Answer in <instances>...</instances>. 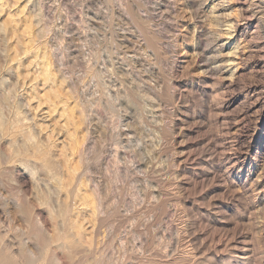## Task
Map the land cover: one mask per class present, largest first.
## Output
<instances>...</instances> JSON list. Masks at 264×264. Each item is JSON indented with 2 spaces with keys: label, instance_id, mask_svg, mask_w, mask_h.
I'll return each instance as SVG.
<instances>
[{
  "label": "rangeland",
  "instance_id": "rangeland-1",
  "mask_svg": "<svg viewBox=\"0 0 264 264\" xmlns=\"http://www.w3.org/2000/svg\"><path fill=\"white\" fill-rule=\"evenodd\" d=\"M0 3L2 251L16 256L20 264H31L35 257L40 262L32 264H95L97 260L109 264H264V17L257 25L255 19L261 15L255 14L247 34L238 40L239 48L249 52L242 62L237 60L240 74L236 81H230L201 71L198 57L206 36L199 37L198 29L209 26L210 18L204 16L203 20L201 11L199 15L194 11L199 0ZM160 9H170V19L176 18L174 33L161 27L164 17ZM221 11L227 20L239 16L244 26V12L237 1ZM144 35L154 36L162 45L158 55ZM229 41L222 42L228 47ZM225 49V53L230 52ZM31 51L40 56L38 67H33ZM43 52L52 68L41 57ZM50 72L59 78L53 87V83L42 86ZM29 75L34 77L32 83ZM58 82H63L59 83L61 88ZM129 84L131 96L127 93ZM47 86L53 89L47 90ZM31 94L42 97L41 107H36L39 98L34 100ZM67 96L72 99H65ZM59 99L71 105L67 108H71L74 120L63 100L53 109L51 104ZM61 107L71 121H81V126L79 122L70 124ZM71 125L80 129L76 133L71 130L75 136L68 133ZM68 134L76 141L65 137ZM70 144L75 145L70 154L76 155V160L67 157ZM60 146L65 151L61 152ZM70 163L79 176L76 172L77 176L72 174L76 177L68 175ZM67 182L70 187L66 190ZM83 188L86 191L78 197L71 192ZM85 202L91 204L90 210L84 209ZM78 208L83 217L88 216L73 212ZM29 254L33 257L28 260Z\"/></svg>",
  "mask_w": 264,
  "mask_h": 264
},
{
  "label": "bare ground",
  "instance_id": "bare-ground-1",
  "mask_svg": "<svg viewBox=\"0 0 264 264\" xmlns=\"http://www.w3.org/2000/svg\"><path fill=\"white\" fill-rule=\"evenodd\" d=\"M1 1V0H0ZM212 2L213 3V5H212V7H210V5H209V2ZM234 1V3H235V1H237V3L242 7V10H243V21L245 20V24H244V26H242L241 27V24H240V20H239V16L238 17H234L233 19H230L231 18V16H230V20H227V19H224V14L222 13L223 11H221V10H224L225 11V8L227 7L228 8V6H230L231 4H232V2ZM127 1H125V3H126ZM161 2V1H160ZM2 3V2H1ZM1 3H0V5H1ZM117 3H119V2H117ZM131 3V2H130ZM136 3V2H135ZM170 3V2H169ZM139 4H141V3H139ZM151 4V3H150ZM153 4V3H152ZM2 5H3V3H2ZM135 5V4H134ZM157 5V4H156ZM167 5V4H166ZM195 5V4H194ZM123 6V5H122ZM121 6V7H122ZM140 6V5H139ZM0 7H2L3 8V6H0ZM125 7V6H124ZM126 7H127V4H126ZM148 7V6H147ZM167 7V6H166ZM120 8V7H119ZM137 8V7H136ZM140 8V7H139ZM164 8H165V6H164ZM175 8V7H174ZM109 9V8H108ZM118 9V8H117ZM122 9V8H121ZM128 9V8H127ZM138 9V8H137ZM149 9V8H148ZM194 9V8H193ZM141 10V9H140ZM152 10V9H151ZM156 10V9H155ZM163 10V9H162ZM196 10H198V12L196 11ZM230 10V9H229ZM126 11V10H125ZM129 11V10H128ZM139 11V10H138ZM147 11V10H146ZM160 11H161V9H160ZM164 11V12H163ZM163 11H161V13H162V15H163V17H164V20H163V26L161 25V23L158 25V28H159V26L161 25V27H163L166 31H168V32H173L174 33V31H176L177 30V28H176V23H173L175 20H176V18L174 19V21H173V19L171 20L170 19V16L171 15H173V14H171L172 12L170 11V9H168V10H166V9H164ZM193 11V10H192ZM194 11H196V13H198V15L200 14V12L199 11H201V14H202V16H201V14L199 15V17H202V19L204 20L205 18H203L204 16L206 17V18H208L209 19V26L207 25V27L204 25H200V27H199V29H198V35H199V37H203L204 35L206 36V37H204V38H206L205 39V43H203L204 41H202V44H201V46L202 47H200V48H202L201 49V52H200V50H199V57H198V61H199V64H200V66L203 68V70H201L203 73H205L206 75H209V76H213L214 77V79H215V76L214 75H216V78H218V79H224V78H227V79H229L230 81H232L234 78H236V76L238 75V74H240V69H241V67H240V64L238 63V59L239 58H241V62H242V57L244 56V55H246L249 51L247 50L246 51V49L243 47V46H241V47H243V48H239V46H240V44H237V42H238V40L242 37V36H244V35H246L247 34V27H249V26H251L254 22H253V20H254V16H255V14H260L259 16L260 17H258V20L257 19H255L256 20V22L255 23H257V25H258V23H261V20L263 19V15H264V0H199V3H198V8H196ZM219 11H221V12H219ZM239 11V10H238ZM241 11V10H240ZM105 12V11H104ZM141 12V11H140ZM227 12V11H226ZM109 13V12H108ZM127 13V12H126ZM142 13V12H141ZM145 13V12H144ZM161 13H159V14H161ZM173 13H175V11H173ZM195 13V12H194ZM263 13V14H262ZM106 14V13H105ZM123 14V13H122ZM143 14V13H142ZM180 14V13H179ZM140 15V14H139ZM175 15V14H174ZM195 15V14H194ZM231 15V14H230ZM108 16H109V14H108ZM115 16V15H114ZM192 16V15H191ZM227 16V15H226ZM229 16V15H228ZM234 16V15H233ZM258 16V15H257ZM138 17V16H137ZM141 17V16H140ZM173 17V16H172ZM242 17V16H241ZM128 18V17H127ZM130 18V17H129ZM151 18V17H150ZM149 18V19H150ZM226 18V17H225ZM139 20H140V18H138ZM141 19H145V18H142L141 17ZM201 19V18H200ZM201 19V20H202ZM126 20V19H125ZM128 20V19H127ZM145 20H147V19H145ZM145 20H143L144 22H145ZM154 20V19H153ZM132 21V20H131ZM143 21H141V23L143 22ZM206 21H207V19H206ZM126 22V21H125ZM132 22H134V21H132ZM144 22H143V24H144ZM150 22V21H149ZM160 22V21H159ZM176 22V21H175ZM197 22H198V20H197ZM129 23V22H128ZM263 23H264V20H263ZM130 24V23H129ZM152 24V23H151ZM199 24H203V23H199ZM100 25V24H99ZM134 25H135V23H134ZM147 25V24H146ZM197 25V24H196ZM129 26H131V24L129 25ZM138 26V25H137ZM225 26V28L226 29H222L223 27ZM263 26V25H262ZM147 27V26H146ZM145 27V28H146ZM259 27H261V26H259ZM138 28H140V26L138 27ZM150 28V27H149ZM193 28H195V27H193ZM255 28V27H254ZM257 28H258V26H257ZM256 28V30L258 31H260L261 29H257ZM146 29H148V27L146 28ZM154 29V28H153ZM156 29V28H155ZM160 29V28H159ZM196 29V30H197ZM150 31H151V29H150ZM148 32H149V29H148ZM155 32H158V30H155ZM180 32V31H179ZM195 32V31H194ZM252 32V31H251ZM255 32V31H254ZM144 33V32H143ZM149 33H151V32H149ZM162 33V32H161ZM161 33H159V34H161ZM176 33V32H175ZM259 32H257V34H258ZM133 34V33H132ZM131 34V35H132ZM156 34H158V33H156ZM254 34V33H253ZM260 34V33H259ZM161 35H163V33L161 34ZM160 35V36H161ZM256 35V34H255ZM254 35V36H255ZM145 36V41H146V43H148L149 45H151L152 44V51L155 49V53H157L156 55H158V51L159 50H157L158 49V47H160L159 45V43H157V41H156V38L154 37V36H146V35H144ZM159 36V35H158ZM159 36V37H160ZM167 36V35H166ZM260 36V35H259ZM259 36H257L256 38H258ZM173 37V36H172ZM261 37V36H260ZM248 38V37H247ZM251 37L249 36V38L248 39H250ZM124 39V38H123ZM125 39H127V38H125ZM225 39H229L230 41H229V46L227 47V45H226V43H223L222 41L223 40H225ZM261 39V38H260ZM33 40V39H32ZM144 40V39H143ZM197 40V39H196ZM244 40V39H243ZM246 40V39H245ZM200 41V40H199ZM248 41H250V40H248ZM247 41V42H248ZM252 41V40H251ZM254 41V40H253ZM256 41V40H255ZM258 41V40H257ZM256 41V42H257ZM29 42H31L30 40H29ZM122 42V41H121ZM198 42V41H197ZM243 42V41H242ZM46 43V42H45ZM145 43V42H144ZM143 43V44H144ZM146 43H145V45H146ZM251 43V42H250ZM254 43V42H253ZM258 43V42H257ZM125 44V43H124ZM148 44H147V46H148ZM159 44V45H158ZM197 44V43H196ZM199 44V43H198ZM205 44V45H204ZM259 44V43H258ZM249 45V44H248ZM34 46V45H33ZM133 46H135V45H133ZM141 46V45H140ZM245 46H247V45H245ZM250 46V45H249ZM256 46V45H255ZM260 46V45H259ZM262 46V45H261ZM130 47V46H129ZM161 47H162V45H161ZM159 48V49H162V48ZM199 47V46H198ZM262 47H264V46H262ZM31 48V47H30ZM45 48H47V47H45ZM127 48V47H126ZM137 48V47H136ZM139 48V47H138ZM150 48V47H149ZM163 48H165V47H163ZM225 48H229L230 50V52H228V53H225V51H226V49ZM247 48V47H246ZM36 47H35V52H36ZM129 49H131V48H129ZM144 49V48H143ZM147 48H145V50H146ZM167 49V48H166ZM171 49V48H170ZM169 49V50H170ZM258 49V48H257ZM30 50V49H29ZM28 50V51H29ZM34 50V49H33ZM42 51H44V48L43 49H41ZM250 50V49H249ZM256 50V49H255ZM27 51V50H26ZM38 51V50H37ZM139 51H140V49H139ZM142 51V50H141ZM161 51H164L165 52V50H161ZM30 52V51H29ZM35 52L33 53V51H31V53L30 54H32V58H34L35 60L34 61H32V62H34L33 63V67H38V65L41 63L40 61H39V59H40V56H39V58H37V53L35 54ZM49 52V51H48ZM160 52V51H159ZM168 52V51H167ZM197 52V51H196ZM134 53V52H133ZM144 53V52H143ZM153 53H154V51H153ZM161 53H163V52H161ZM172 53V52H171ZM26 54V53H25ZM29 54V53H28ZM35 54V55H34ZM38 54H40V52L38 53ZM49 54V53H48ZM123 54V53H122ZM121 54V55H122ZM126 54V53H125ZM135 54V53H134ZM139 54V53H138ZM160 54V53H159ZM167 54V53H166ZM42 55H43V57H44V52L41 54V57H42ZM162 55H165V53L164 54H162ZM198 55V54H197ZM264 55V54H263ZM31 56V55H30ZM46 56V55H45ZM49 56V55H48ZM127 56V55H126ZM141 56V55H140ZM139 56V57H140ZM152 56V55H151ZM248 56H251L250 54L248 55ZM42 57V58H43ZM142 57V56H141ZM164 57H166V55L164 56ZM27 58H28V56H27ZM45 58L46 57H44L43 59L45 60ZM130 58V57H129ZM129 58H127V59H129ZM132 58V57H131ZM245 58L246 59H248L246 56H245ZM42 59V60H43ZM46 59H50V58H46ZM112 59V58H111ZM110 59V60H111ZM126 59V60H127ZM145 59V58H144ZM159 59H160V57H159ZM158 59V60H159ZM165 59V58H164ZM166 59H167V57H166ZM165 59V60H166ZM246 59H244V60H246ZM29 60H30V57H29ZM44 60L42 61V62H44ZM109 60V59H108ZM130 60V59H129ZM161 60H163V59H161ZM168 60V59H167ZM21 61V60H20ZM46 61V60H45ZM48 61V60H47ZM46 61V63L47 64H49V62H50V60L47 62ZM131 61V60H130ZM130 61L128 62V63H130ZM133 61V60H132ZM155 61V60H154ZM160 61V60H159ZM107 62V61H106ZM157 62V61H156ZM161 62V61H160ZM51 63V62H50ZM112 63V62H111ZM132 63V62H131ZM144 63V62H143ZM154 63V62H153ZM158 63V62H157ZM47 64H45V62H44V65L46 66ZM52 64V63H51ZM51 64H49V66L51 65ZM142 64V63H141ZM159 64V63H158ZM29 65H31V63L29 62ZM43 65V64H42ZM41 65V66H42ZM95 65V64H94ZM144 65V64H143ZM151 65H152V63H151ZM154 65V64H153ZM156 65V64H155ZM93 66V65H92ZM91 66V67H92ZM113 66V65H112ZM141 66V65H140ZM246 66V65H245ZM42 67H44V66H42ZM98 67V66H97ZM129 67H130V65H129ZM129 67H128V69H129ZM39 68H41V67H39ZM45 68V67H44ZM47 68H48V65H47ZM51 68H52V65H51ZM34 69V68H33ZM32 69V70H33ZM42 69V68H41ZM92 69V68H91ZM99 69V68H98ZM124 69V68H123ZM140 69V68H139ZM145 69V68H144ZM178 69V68H177ZM31 70V71H32ZM42 70H44V69H42ZM45 70H47L46 68H45ZM45 70L43 71V73L45 72ZM50 70V69H49ZM89 70V69H88ZM130 70V69H129ZM137 70V69H136ZM37 71H40L39 69H37ZM37 71H35L34 70V74H35V72H37ZM50 71H52V73L54 74V71L53 70H50ZM91 71V70H90ZM90 71H89V73H90ZM128 71V70H127ZM158 71V70H157ZM42 72V71H41ZM47 72V71H46ZM131 72V71H130ZM150 72V71H149ZM42 73V74H43ZM49 73V72H48ZM93 73L94 72H92V76H94L93 75ZM96 73V72H95ZM126 73V72H125ZM132 73V72H131ZM201 73V72H200ZM42 74H39V75H41L42 76ZM45 74V73H44ZM53 74H51V72H50V74H48V77H47V80L44 82V83H46V84H43V82H42V86L43 85H51L52 83H53V85H51L50 87H53L55 84L54 83H56V81H55V78H57V77H55L54 78V75ZM97 74H98V72H97ZM101 74V73H100ZM31 75H33V73H31ZM31 75H29V77L31 76ZM37 75V74H36ZM96 75V74H95ZM126 75H127V73H126ZM128 75H130L129 73H128ZM146 75V74H145ZM159 75V74H158ZM34 76V75H33ZM62 76V75H61ZM98 76V75H97ZM32 77V76H31ZM30 77V78H31ZM37 77V76H36ZM40 77V76H39ZM39 77H37V78H35V79H37V80H39L38 78ZM87 77V76H86ZM135 77V76H134ZM137 77V76H136ZM140 77V76H139ZM157 77V76H156ZM159 77V76H158ZM34 78V77H33ZM33 78H31L30 79V82L29 83H32L31 81L33 80ZM59 78V77H58ZM88 78V77H87ZM149 78V77H148ZM205 78V77H204ZM133 79L134 78H132L131 79V81H133ZM146 79V78H145ZM157 79V78H156ZM160 79H161V77H160ZM5 80V79H4ZM4 80L2 81V82H4ZM29 80V79H28ZM41 80H43V79H41ZM56 80H58V79H56ZM98 80V79H97ZM152 80V79H151ZM158 80V79H157ZM44 81V80H43ZM59 81H61L60 79H59ZM63 81H64V79H63ZM127 81V80H126ZM138 81V80H137ZM147 81V80H146ZM234 81H236L235 79H234ZM81 82V81H80ZM89 82V81H88ZM87 82V83H88ZM96 82V81H95ZM141 82V81H140ZM149 82V81H148ZM151 82V81H150ZM149 82V83H150ZM213 82V81H212ZM217 82H220V81H217ZM5 83V82H4ZM39 83V82H38ZM62 84L63 82H58L57 83V85L58 84ZM132 83V82H131ZM136 83V82H135ZM160 83V82H159ZM215 83V82H214ZM40 84V83H39ZM59 84V85H60ZM83 84V83H82ZM127 84V83H126ZM139 84V83H138ZM140 84H143V83H140ZM146 84H147V82H146ZM151 84H152V82H151ZM156 84V83H155ZM222 84V83H221ZM30 85H32V84H30ZM35 85V82H34V84H33V86ZM56 85V86H57ZM59 85H58V88H59ZM90 85V84H89ZM97 85V84H96ZM149 85V84H148ZM32 86V87H33ZM36 86V85H35ZM83 86V85H82ZM97 86H99V85H97ZM136 86V85H135ZM160 86V85H159ZM31 87V86H30ZM40 87H41V85H40ZM40 87L38 86V88L40 89ZM48 87V86H47ZM64 87V86H63ZM100 87V86H99ZM98 87V88H99ZM104 87V86H103ZM143 87H145V86H143ZM156 87V86H155ZM234 87V86H233ZM34 88V87H33ZM42 88V87H41ZM56 88V87H55ZM55 88H54V92L55 93H57L56 92V90L58 91L59 89H57L56 88V90H55ZM60 88H61V85H60ZM84 88H86V87H84ZM97 88V87H96ZM132 87H131V85L129 84V87H128V91H127V93L129 94H132L131 92H132V89H131ZM136 89H137V87H135ZM134 88V90H136ZM141 89H142V86L140 87ZM154 88V87H153ZM37 89V88H36ZM44 89V88H43ZM48 89H53V88H47V90ZM64 89V88H63ZM126 89V88H125ZM140 89V90H141ZM151 89V88H150ZM30 90H31V88H30ZM61 90V89H60ZM104 90H105V88H104ZM127 90V89H126ZM140 90H139V92H140ZM144 90V89H143ZM142 90V91H143ZM154 90V89H153ZM35 91V90H34ZM41 91V90H40ZM50 92H48V93H51L52 91L51 90H49ZM63 91V90H62ZM86 91V90H85ZM138 91V90H137ZM155 91V90H154ZM33 92V91H32ZM54 92H52V95L53 94H55ZM61 92V91H60ZM134 92V91H133ZM156 92V91H155ZM36 93V92H35ZM34 93V94H35ZM38 93V92H37ZM42 94L44 93V92H41ZM47 93V94H48ZM63 93H65V92H63ZM98 93V92H97ZM100 93V92H99ZM103 93H105V92H103ZM141 93V92H140ZM143 93V92H142ZM142 93L140 94V95H142ZM176 93V92H175ZM40 94V93H39ZM39 94H38V96H34V95H32L33 97H34V100L36 99V97H38L39 98V100L38 101H35V102H37V105H36V107H38V105H40L39 107H41V104H40V97L41 96H39ZM61 95H64V94H62V93H60ZM95 94V93H94ZM129 94V95H130ZM139 94V93H138ZM156 94V93H155ZM50 95V94H49ZM49 95H47L48 97H50ZM59 95V93L57 94V96ZM67 95V94H66ZM101 95V94H100ZM107 95V94H106ZM122 95H123V93H122ZM133 95V94H132ZM146 96H147V94H145ZM149 95V94H148ZM157 95V94H156ZM45 96V95H44ZM91 96V95H90ZM109 96V95H108ZM128 96V95H127ZM126 96V97H127ZM131 96V95H130ZM129 96V97H130ZM144 96V95H143ZM145 96V97H146ZM231 96V95H230ZM229 96V97H230ZM245 96H246V94H245ZM33 97H32V99L31 100H33ZM61 97V96H60ZM70 97V96H69ZM83 97V96H82ZM96 97H98V96H96ZM101 97V96H100ZM100 97H98V98H100ZM109 97H112V96H109ZM124 97V96H123ZM133 97H135V96H133ZM142 97V96H141ZM152 97V96H151ZM42 98V97H41ZM51 98H56V96L54 97V96H51ZM59 98V97H58ZM65 98V97H64ZM125 98V97H124ZM131 98V97H130ZM144 98V97H143ZM150 98V97H149ZM155 98V97H154ZM45 100H46V97L44 98ZM65 99H69L68 98V96L65 98ZM71 99H72V97H71ZM71 99H69V100H71ZM108 99V98H107ZM111 99V98H110ZM140 99V98H139ZM156 99V98H155ZM37 100V99H36ZM44 100V101H45ZM52 100V99H51ZM60 100L62 101L63 99H59V101L57 100V103H55V104H51V102H49L48 103V101H45V104L46 103H48L49 105L51 104V106H53V105H55V106H53V109H54V107H55V109L57 108V106L56 105H58L59 103H60ZM69 100H68V102H69ZM126 100V99H125ZM154 100V99H153ZM50 101V100H49ZM53 101V100H52ZM55 101H56V99H55ZM64 101V100H63ZM62 101V102H63ZM86 101V100H85ZM106 101H108V100H106ZM128 101V100H127ZM132 101H133V99H132ZM142 101V100H141ZM104 102V101H103ZM103 102H102V104H103ZM130 102H131V100H130ZM39 103V104H38ZM43 103V102H42ZM53 103V102H52ZM64 103H66L65 105H66V110L68 109V114L70 115H68L67 114V112H66V110L64 109V107H65V105H64V107L62 108V109H60V110H62L61 112H63L64 110V112L63 113H65L66 112V114H65V117H66V119H67V121H69L70 120V118H73V120H74V116L72 117L71 116V113H72V110L70 111V113H69V110L71 109V108H67V107H69V106H71V105H69V106H67V102H63V104ZM94 103V102H93ZM108 103V102H107ZM106 103V104H107ZM153 103V102H152ZM45 104H44V106H45ZM48 104H46V105H48ZM86 103H84V105H85ZM101 104V103H100ZM101 104V105H102ZM109 105H110V100H109V103H108ZM149 104V103H148ZM151 106V105H150ZM149 107V106H148ZM154 107V106H153ZM157 107H159V105L157 106ZM48 108V107H47ZM52 107H50V109H51ZM145 108H146V106H145ZM49 109V108H48ZM54 109V110H55ZM58 109V108H57ZM50 111V110H49ZM51 111H52V109H51ZM51 111H50V116H51ZM57 111V110H56ZM55 111V112H56ZM148 111V110H147ZM151 111V110H150ZM60 112V111H59ZM159 112V111H158ZM47 113V112H46ZM52 113H53V111H52ZM160 113V112H159ZM59 114V113H58ZM60 114H62V113H60ZM54 115V114H53ZM73 115V114H72ZM49 116V117H50ZM60 116H64V115H60ZM67 116H69L70 118H68ZM65 117H63V118H65ZM156 118V117H155ZM60 119H61V117H60ZM65 119V120H66ZM76 119V118H75ZM88 119V118H87ZM73 120L71 121L70 120V124H73L74 122H73ZM76 121V120H75ZM63 122H66V121H63ZM71 122H73V123H71ZM79 121L77 120L76 121V123H74V124H76L77 125V123H78ZM81 122V121H80ZM79 122V124H80V126H81V123ZM62 122H60V124H61ZM90 123V122H89ZM128 123H129V121H128ZM57 124V123H56ZM58 124H59V122H58ZM68 124V127L70 126V124L69 123H67ZM73 124V125H74ZM78 124V125H79ZM73 125H71L72 127H73ZM75 125V126H76ZM133 125V124H132ZM227 125V124H226ZM232 125V124H231ZM44 126V125H43ZM60 126H62V125H60ZM80 126H77V127H80ZM65 127H66V129H67V126H66V123L65 124H63V129L65 130ZM128 127V126H127ZM130 127V126H129ZM229 127V126H228ZM44 128H46L45 126H44ZM81 128V127H80ZM131 128V127H130ZM129 128V129H130ZM42 129V128H41ZM47 129V128H46ZM63 129H62V131H63ZM70 131L72 130V129H74V127L73 128H68ZM128 129V130H129ZM228 129V128H227ZM76 130L78 131V132H80L79 130L80 129H74L73 131L76 133ZM230 130V129H229ZM43 131H44V129H43ZM50 131V130H49ZM49 131H47V132H49ZM67 131V130H66ZM65 131V132H66ZM68 132L71 136L73 135V133L74 132H72V134H71V132ZM66 132V133H67ZM233 132V131H232ZM237 132V131H236ZM65 133V134H66ZM75 133H74V136H75ZM234 133V132H233ZM47 134H49V133H47ZM64 134V135H65ZM68 134V136H65V137H70V138H72L70 135ZM125 134V133H124ZM63 135V136H64ZM67 135V134H66ZM126 135V134H125ZM128 135V134H127ZM50 135H48V137H49ZM77 136V135H76ZM222 138H224V137H227V135H224V136H222V135H220ZM51 137V136H50ZM74 139L76 138V137H73ZM72 138V139H73ZM233 138V137H232ZM232 138H230V139H232ZM69 139V138H68ZM73 139V141H76V140H74ZM77 139V138H76ZM229 138H228V140H230ZM215 140V139H214ZM235 140V139H234ZM70 141V140H69ZM72 141V142H73ZM220 141H223V140H220ZM227 141V140H226ZM54 142V141H53ZM71 142V141H70ZM218 142V141H217ZM231 142V141H230ZM51 143V142H50ZM73 143H75V142H73ZM72 143V144H73ZM77 143V142H76ZM75 143V144H76ZM223 143V142H222ZM52 144V143H51ZM209 144H212V143H209ZM220 144V143H219ZM224 144V143H223ZM229 144V143H228ZM59 145V144H58ZM215 145V144H214ZM55 146H56V143H55ZM70 146H71V144H70ZM75 145H72L70 148L71 149H69V150H67V152L69 151V156L67 155V157L68 158H70V156L72 157V155L70 154V150H73V153H74V149L72 148V147H74ZM221 146H223V145H221ZM227 146V145H226ZM58 147V146H57ZM61 147V146H60ZM63 147V146H62ZM61 147V152H63V151H65L64 150V148H62ZM65 147V146H64ZM232 147V146H231ZM52 148H54V147H52ZM59 148V147H58ZM66 148V147H65ZM227 148V147H226ZM55 149H57V148H55ZM67 149V148H66ZM213 149V148H212ZM221 149H225V148H222L221 147ZM58 150V149H57ZM56 150V151H57ZM75 150H76V147H75ZM78 150V149H77ZM229 150V149H228ZM223 151H225V150H223ZM76 152H78V151H76ZM220 152V151H219ZM65 153V152H64ZM63 153V154H64ZM72 153V154H73ZM41 155H42V153H40ZM40 154L38 153V155H39V157H40ZM58 154H59V152H58ZM57 154V155H58ZM98 154V153H97ZM112 154V153H111ZM230 154V153H229ZM74 155V154H73ZM99 155V154H98ZM212 155V154H211ZM215 155V154H214ZM61 156H63V155H61V153H60V158H61ZM66 156V155H65ZM75 157H76V155H74ZM72 157V158H75V157ZM95 156H97V155H95ZM104 156V155H103ZM210 156V155H209ZM234 156V155H233ZM36 157V156H35ZM67 157H64V159L66 158L67 159ZM78 157V156H77ZM90 157V156H89ZM92 157H94V156H92ZM222 157V156H221ZM38 158V157H37ZM43 158V157H42ZM95 158V157H94ZM102 158V157H101ZM65 159V160H66ZM87 159V158H86ZM96 159H98V158H96ZM99 159H100V157H99ZM109 159V158H108ZM63 161V159H62V161H63V163L65 162V163H68V161ZM75 160H76V158H75ZM75 160H70L69 159V161L70 162H72V161H74L75 162ZM95 160V159H94ZM35 161V160H34ZM37 161V160H36ZM61 161V162H62ZM87 161V160H86ZM88 161H91V159H89ZM108 161V160H107ZM207 161V160H206ZM264 161V160H263ZM205 162V161H204ZM31 163V162H30ZM29 163V164H30ZM86 163V162H85ZM96 163V162H95ZM24 164H26V163H24ZM101 164V163H100ZM69 165V164H68ZM93 165H95L94 163H93ZM263 165V164H262ZM26 166H28V165H26ZM34 166V165H33ZM66 166V165H65ZM70 169H71V172H70V169L69 170H67L68 171V175H71L72 176V174H75V172H74V170L72 171V169H73V166L74 165H71V163H70ZM68 167V166H67ZM87 167H89V166H87ZM100 167V166H99ZM135 167V166H134ZM28 168V167H27ZM30 168H31V166H30ZM91 168V167H90ZM33 169H36V167L34 168L33 167ZM45 169V168H44ZM67 169V168H66ZM32 170V169H31ZM46 170H47V168H46ZM45 170V171H46ZM88 170H89V168H88ZM82 171V170H81ZM85 171V170H84ZM29 172H31L30 170H29ZM47 172H48V170H47ZM47 172H45L46 174H47ZM73 172V173H72ZM33 173V172H32ZM77 173V172H76ZM80 175H82V173H79ZM229 174V173H228ZM51 176V177H53L51 174H49L48 173V176ZM76 175V174H75ZM70 176L71 178H73V177H76L77 175H78V173H77V175L76 176ZM79 176V175H78ZM69 177V176H68ZM262 177H263V175H262ZM75 179H77V178H75ZM69 181L71 180V182H72V180L73 179H68ZM67 180V181H68ZM81 180V179H80ZM80 180H78V181H80ZM68 181V182H69ZM74 181V180H73ZM76 181V180H75ZM82 181V180H81ZM68 182L65 184L66 186H65V189L66 188H68V186L69 185H67L68 184ZM77 182V181H76ZM83 182V181H82ZM81 182V183H82ZM81 183H79V184H81ZM259 183H260V181H259ZM71 184V183H70ZM82 184H84V182L82 183ZM252 185V184H251ZM83 185H81V187H82ZM86 185H84L83 187H85ZM70 187V186H69ZM78 186H76V188H77ZM80 186H79V188H81ZM74 188V187H73ZM86 189H87V186L85 187ZM249 188V187H248ZM72 189V188H71ZM70 189V190H71ZM67 190V189H66ZM74 190V189H73ZM253 190V189H252ZM263 190V189H262ZM77 191V192H76ZM86 191L84 188L83 189H78V190H75L74 192L71 190V192H72V194L74 193V195H75V197H78V196H80L81 194H83L84 192ZM243 191V190H242ZM76 192V193H75ZM83 192V193H82ZM88 192V191H87ZM86 192V193H87ZM246 192V191H245ZM252 192V191H251ZM66 193H68V192H66ZM70 193V192H69ZM68 193V194H69ZM259 193V192H258ZM258 193H256V195L258 194ZM70 195H71V193H70ZM74 195H73V197H74ZM86 195V196H85ZM85 195H83V196H85V197H88L87 196V194H85ZM248 195V194H247ZM67 196V195H66ZM84 197V198H85ZM68 198H69V195H68V197H67V201H68ZM79 198H77L76 200L77 201H80V200H83V197H82V199L80 198V200H78ZM262 199V198H261ZM264 199V198H263ZM72 201V200H71ZM70 201V202H71ZM73 201H75V200H73ZM85 201V200H84ZM69 202V203H70ZM81 202V201H80ZM68 203V202H67ZM75 203V202H74ZM79 202H76V204H78ZM86 203V207H85V204H81V208H82V206L84 205V209H86V208H88V206L89 205H91V204H87V203H89V202H85ZM72 204H73V202H72ZM75 204V205H76ZM263 205V204H262ZM67 206V205H66ZM65 206V208H67ZM70 206L72 207L73 205H71L70 204ZM70 207V208H71ZM73 208V207H72ZM71 208V209H72ZM90 208V207H89ZM88 208V209H89ZM75 209H76V206H75ZM62 210H64V208L62 209ZM61 210V211H62ZM74 210V209H73ZM72 210V211H73ZM79 210V208L77 209V210H75V211H73V212H77ZM81 210H83V209H81ZM90 210V209H89ZM92 210H95V209H93L92 208ZM86 211V210H85ZM65 211H63L62 213H64ZM68 212V210L66 211V213ZM94 212H96V210L94 211ZM74 213V214H75ZM78 214H80L79 212H77ZM92 213V215L93 216H99V214L97 213L96 215H94L93 214V212H91ZM73 214V213H72ZM77 214V215H78ZM82 214H84V213H82ZM66 214H64V216L63 217H66L65 216ZM69 215V214H68ZM71 215V214H70ZM69 215V216H70ZM79 216V215H78ZM80 216H82L81 214H80ZM79 216V217H80ZM86 216H88V215H86L85 214V216L83 217V218H85ZM101 216V215H100ZM99 216V217H100ZM60 217H62V215L60 216ZM72 217V216H71ZM74 217L76 218L77 216H75L74 215ZM74 217H73V220H76V219H74ZM79 217H77V218H79ZM81 217V218H82ZM88 218V217H87ZM72 219V218H71ZM80 219V218H79ZM97 219V218H96ZM99 219V218H98ZM100 220V219H99ZM62 221L64 222V220L62 219ZM77 221V220H76ZM102 221H103V219H102ZM101 221V222H102ZM69 223H70V221H69ZM187 226V225H186ZM174 228V227H173ZM177 228V227H176ZM176 228H175V230H176ZM183 228V227H182ZM1 235V234H0ZM42 235V234H41ZM40 235V236H41ZM42 239V238H41ZM43 239H45L44 238V236H43ZM47 239H45L44 240V242L46 241ZM1 241H2V238H1V240H0V245H1ZM3 242V241H2ZM46 243V245H47V242H45ZM60 244V243H59ZM42 245V244H41ZM45 245V244H44ZM43 245V246H44ZM57 245V244H56ZM5 246V245H4ZM22 246V245H21ZM48 246V245H47ZM58 246V245H57ZM61 246V245H60ZM59 246V247H60ZM6 247V246H5ZM4 247V249L5 250H8L7 248H5ZM1 248L2 247H0V264H20L18 261H16L17 260V257L15 256V258H14V256L13 255H10L9 254V252L8 251H6L8 254H6L4 251H2L1 250ZM23 248V247H22ZM21 248V249H22ZM3 249V250H4ZM90 248H88V250H89ZM91 249H93L92 247H91ZM90 249V250H91ZM22 251H24L23 249H22ZM92 251V250H91ZM47 253V252H46ZM30 255V254H29ZM13 256V257H12ZM28 256V255H27ZM26 256V259L28 258V260H29V258L31 257H33V255L31 256H28L27 257ZM42 256V255H41ZM40 256V257H41ZM45 256V255H44ZM39 258V257H38ZM40 259V258H39ZM39 259L37 260L36 259V257L34 258V259H31L32 261H39ZM41 259H42V257H41ZM43 259H45V258H43ZM32 261L30 262L29 261V263H31L32 264ZM46 262L48 261V260H45ZM27 262V261H26ZM25 262V263H26ZM34 262V263H35ZM40 262V261H39ZM39 262H38V264H39ZM106 263H108L107 261H105ZM24 263V264H25ZM33 263V264H34ZM43 263H45V262H43ZM48 263H51V262H49L48 261ZM106 263H104V261L103 260H97L96 262H95V264H106ZM26 264H28V262L26 263ZM36 264V263H35ZM47 264V263H46ZM52 264V263H51ZM109 264V263H108Z\"/></svg>",
  "mask_w": 264,
  "mask_h": 264
}]
</instances>
